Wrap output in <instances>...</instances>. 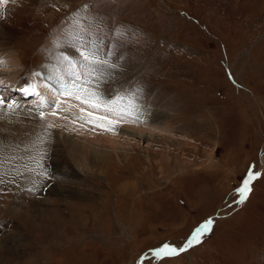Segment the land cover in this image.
<instances>
[{
	"label": "rangeland",
	"instance_id": "374dc122",
	"mask_svg": "<svg viewBox=\"0 0 264 264\" xmlns=\"http://www.w3.org/2000/svg\"><path fill=\"white\" fill-rule=\"evenodd\" d=\"M85 4L102 18L104 31L93 35L120 66L99 92L114 98L117 79L140 84L138 116L147 109L150 124L170 126L154 131L162 138L123 137L144 118L97 112L117 121L119 157L105 143L90 162L70 157L65 139L101 131L82 124L91 121L79 101H65L61 84L71 81L52 60L56 52L79 59L72 42L55 49L52 41ZM0 40L18 63L0 66L16 70L7 76L14 82L1 78L0 96L17 105L0 119L15 114L10 123L25 126L0 139V264H264V0H10L0 5ZM54 72L61 76L49 79ZM38 74L53 91L33 84ZM29 85L38 95L20 91ZM250 169L258 176L236 203ZM207 220L201 243L151 256Z\"/></svg>",
	"mask_w": 264,
	"mask_h": 264
},
{
	"label": "snow or ice",
	"instance_id": "6c2138e0",
	"mask_svg": "<svg viewBox=\"0 0 264 264\" xmlns=\"http://www.w3.org/2000/svg\"><path fill=\"white\" fill-rule=\"evenodd\" d=\"M10 0H0V5H6ZM94 7L93 4L82 5L81 8L67 18L70 24L67 28H63V33L58 30L55 33V39L52 41L55 49L62 48L65 43L72 42L78 53L79 59H70L67 55L56 52L52 56L54 66L63 65L65 74L70 78V84H61L63 94L70 96L81 104L86 105L93 111L86 112L83 108L81 118L87 116L96 127L104 128L107 131L112 130V126L117 122L109 118L108 115H96L97 112L113 114L118 117L132 115L138 110V102L141 100L142 88L139 84L134 87H124L114 93V98H106L104 94L99 92L100 83L119 69V65L110 59L114 52L105 53L102 49L103 38L93 35V30L103 32L101 27L102 18L90 15L88 9ZM87 20V24L82 21ZM115 35L124 36V30H114ZM3 61L0 60V64ZM62 79V78H61ZM95 83L96 87L91 85ZM24 95H38L34 85L20 88ZM43 103V100L41 101ZM51 106V105H50ZM58 107V105H56ZM17 105L14 100L10 101L6 97L0 96V110H8L14 112ZM55 115V113H53ZM40 119H44V113H40ZM258 173L249 170L246 178L243 180L242 186L236 190L239 199L236 203L243 204L248 198L251 191V182L257 178ZM212 220H207L198 226L182 245L173 246L164 243L151 252V256L156 260L170 258L179 255L181 252L187 251L189 248L202 242V238L211 231ZM146 258V257H145ZM143 259L141 264H143Z\"/></svg>",
	"mask_w": 264,
	"mask_h": 264
},
{
	"label": "bare ground",
	"instance_id": "6f19581e",
	"mask_svg": "<svg viewBox=\"0 0 264 264\" xmlns=\"http://www.w3.org/2000/svg\"><path fill=\"white\" fill-rule=\"evenodd\" d=\"M250 13V12H249ZM247 22V21H246ZM257 22V21H256ZM250 23V22H249ZM252 23V22H251ZM258 23V22H257ZM252 29V28H251ZM253 31V30H252ZM245 32H247V30L245 31ZM250 33V32H249ZM252 34V33H251ZM4 45V43H3V40H0V48H2V46ZM4 47V46H3ZM6 47V46H5ZM6 49V48H5ZM5 49H3L2 51L0 50V52H1V54H0V60H2L3 62L4 61H10V63H11V66H13L14 67V69L17 67V65H18V63L16 62V58L13 56V52L11 53V51L10 52H8V50L6 51ZM13 51V50H12ZM110 52H112L111 50H110ZM15 54V53H14ZM111 57V56H110ZM113 57V56H112ZM120 58V57H119ZM115 59V58H114ZM114 59H112V60H114ZM117 63V62H116ZM121 64V63H120ZM0 66H1V64H0ZM60 66V65H59ZM58 66V69H60V71H63V73H64V77L66 76V74H65V71H64V69H61L60 67ZM62 66V65H61ZM122 67V66H121ZM123 69V68H122ZM135 69V68H134ZM3 72H5V74H2ZM16 72V70L14 71H7V70H0V80H2L1 78H4L5 77V80H6V82H14L15 80H12L13 78H8L9 76H11V75H9V73L10 74H16L15 73ZM55 73V72H54ZM60 73V72H59ZM36 74H34V76H35ZM46 75V74H45ZM48 75V77H49V79L51 78V80H52V78H54V77H60L61 76V73L60 74H57V73H55V75L56 76H54V75H52V76H50V74H47ZM8 76V77H7ZM123 76V75H122ZM36 79V80H35ZM43 79V76H40L39 74L36 76V77H34V82H33V84H36L37 82H41L42 83V85H43V87H44V89H48V91H53V89L51 88V87H49L50 85H52L54 82H52L51 80H46V81H48L49 83H50V85L48 86V85H46V84H48L47 82H44V80H42ZM48 79V78H47ZM5 80H3V81H5ZM118 80V79H117ZM116 80V85L117 86H114L113 84H112V86H110V87H108V90L109 91H113V94L114 93H116L117 91H119V90H121L122 88H124V87H130L129 86V84L127 83V82H121V81H117ZM131 80V79H130ZM53 81H54V79H53ZM106 81V80H105ZM127 81H129V79H127ZM134 81V80H133ZM140 81V80H139ZM2 82V81H1ZM0 82V86H1V84H3V83H1ZM5 82V83H6ZM57 82V81H56ZM104 82V81H103ZM103 82H101L100 83V85L101 84H103ZM115 82V81H114ZM63 84L65 83V81L64 82H62ZM140 83V82H139ZM66 84H69L68 82L66 83ZM115 84V83H114ZM142 84V83H141ZM140 85V84H139ZM144 85V84H143ZM53 86V85H52ZM119 86V88H117ZM141 86V85H140ZM95 87V86H94ZM133 87V86H132ZM54 88V87H53ZM101 88H103V87H101ZM104 89V88H103ZM37 90L38 89H36V92H37ZM45 91H47V90H45ZM101 91V90H100ZM101 94H103V93H101ZM105 95H106V91H105V93H104ZM50 96H52L51 97V99H55V97L56 96H54V95H50ZM114 96V95H113ZM141 96H142V94H141ZM155 96V95H154ZM68 96L66 95V100L65 101H67V98ZM153 97V96H152ZM24 98V97H23ZM106 98H108L107 96H106ZM69 99H73L72 97H70L69 96ZM56 100V99H55ZM166 100V99H165ZM160 101V100H159ZM158 101V102H159ZM166 103V102H165ZM166 106V105H165ZM167 106L169 107V105L167 104ZM80 107L81 108H83V109H85V110H88V107L85 105L84 106V104H81L80 105ZM143 107V106H142ZM152 107H154V106H152ZM59 108H61V107H59ZM160 108H163V106H161ZM166 108V107H165ZM165 108H164V110L163 109H160V111H158L157 113H154L153 114V116L154 115H156L157 114V116H160L161 115V113L163 112L164 113V111H165ZM153 109H155V107L153 108ZM74 110V109H73ZM89 111V110H88ZM92 111V110H91ZM141 111V113H144V116H143V118H144V120H145V122L144 123H146L145 124V126H144V128L142 129V128H137V127H130V126H128L127 128H126V131H128V133H127V135L126 136H123V137H127V136H129V137H132L133 135H136V134H138L139 135V137L140 138H151V137H153V136H159V137H161V135L160 134H158V133H156V132H169L170 130H168L169 128H170V126H166L165 127V125H166V122H164V121H161L160 123L159 122H157V123H159L158 125H152V124H150V117L148 118V113H146L147 112V109L146 110H140ZM138 110H136V111H134L133 112V114L132 115H129L131 118L130 119H132V121L134 120V121H136L137 123H142L141 122V120L143 119V118H141V116L139 117L138 116ZM76 113H79V111L77 110V112ZM15 114H12L11 115V117L12 118H9V116H8V118L9 119H11V121H6L5 119H0V139H2L3 138V136L4 135H6V136H8L9 138H13V137H17L18 135H19V132L20 131H23L24 132V130H25V126H23V125H20V124H13V123H10V122H14V118H13V116H14ZM66 115V114H65ZM100 115V114H99ZM5 117H6V115H4ZM137 117H138V121H137ZM155 117V116H154ZM153 117V118H154ZM87 118V117H86ZM66 119V118H65ZM16 120V119H15ZM86 119H84V121H85ZM127 120V119H126ZM155 120L156 121H158L156 118H155ZM69 122V121H68ZM133 123V122H132ZM153 123H155V122H153ZM82 124H84L85 125V128H88V130L89 129H93L92 127H96L95 125H94V123L93 122H89V123H82ZM115 124H117V122L115 123ZM115 124L112 126V130L111 131H107V130H105L104 128H100V127H96V128H99L100 129V131L101 132H103V133H101V132H99L98 131V129L97 130H94V132H92V135H90V136H92V137H90L89 138V136H88V138H83V137H80V138H77V139H73L72 137L71 138H66L65 139V145H64V148L67 150V152L70 154V157H79L80 159H83V160H85V161H89L90 162V158H93L95 161H97V159L98 158H100L101 157V155H103V153H104V151L106 150V144L105 143H109V144H113V147H110V149H112L113 151L112 152H115L116 153V155L119 157V155H118V147L116 146L117 144H118V142L120 141V139L119 140H116V139H114V137H112V135H113V133H114V131H115V128H114V126H115ZM75 125H77V122H75ZM74 125V126H75ZM78 127H80L79 125H77ZM82 126V125H81ZM118 126H123V125H119L118 124ZM83 128H84V126H82ZM95 128V129H96ZM147 129H150V130H147ZM58 130V129H57ZM76 130H77V128H76ZM84 130V129H83ZM154 131H156V132H154ZM77 132V131H76ZM75 132V133H76ZM72 133V132H71ZM63 134V133H62ZM83 134V133H82ZM67 135V134H66ZM84 135V134H83ZM89 135V134H88ZM116 135H117V133H116ZM67 137V136H66ZM86 137V136H85ZM174 137V136H173ZM121 138V137H120ZM162 138V137H161ZM154 139V138H153ZM179 140H181V139H179ZM153 141V140H152ZM155 141V140H154ZM101 142V143H100ZM184 142V141H183ZM121 143V142H120ZM112 155V154H111ZM24 157V156H23ZM109 157V156H108ZM99 160V159H98ZM95 161H93V164L95 163ZM248 203H249V201H248ZM247 203V204H248Z\"/></svg>",
	"mask_w": 264,
	"mask_h": 264
},
{
	"label": "trees",
	"instance_id": "16d2710c",
	"mask_svg": "<svg viewBox=\"0 0 264 264\" xmlns=\"http://www.w3.org/2000/svg\"><path fill=\"white\" fill-rule=\"evenodd\" d=\"M248 203V202H247Z\"/></svg>",
	"mask_w": 264,
	"mask_h": 264
}]
</instances>
